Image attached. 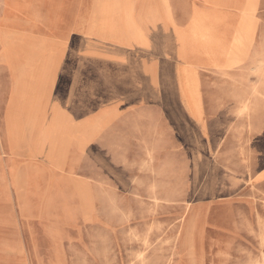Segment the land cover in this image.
<instances>
[{
  "label": "rangeland",
  "instance_id": "rangeland-1",
  "mask_svg": "<svg viewBox=\"0 0 264 264\" xmlns=\"http://www.w3.org/2000/svg\"><path fill=\"white\" fill-rule=\"evenodd\" d=\"M20 1L0 0V130L9 89L6 48L23 41L32 47L36 36L23 34V19L50 16L41 0H23V14L9 7ZM156 6L159 51L145 53L139 66L131 53L124 66L97 59L76 68L72 37L56 93L74 118L86 107L95 110V156L75 158L70 175L44 177L57 195L51 205L29 186L31 205L22 215L9 181L28 145L19 143L12 155L1 145L0 264H264V0ZM253 8L255 38L237 64L226 67L220 52L223 67L188 65L222 44L226 56ZM193 27H200L195 41ZM43 47L38 41L28 57L15 48L13 88ZM181 78L193 90L189 105ZM110 106L119 109L109 114Z\"/></svg>",
  "mask_w": 264,
  "mask_h": 264
},
{
  "label": "bare ground",
  "instance_id": "bare-ground-1",
  "mask_svg": "<svg viewBox=\"0 0 264 264\" xmlns=\"http://www.w3.org/2000/svg\"><path fill=\"white\" fill-rule=\"evenodd\" d=\"M41 3H44L45 7L48 6L47 9L50 11L48 13L52 17L60 9L57 0H41ZM9 7L14 8L16 13L23 14V9H25L24 1L21 0L13 6L9 5ZM92 12L96 16L97 21H95V24L99 28H96L98 43L108 42L111 45L108 49L103 45L97 44L94 52L90 42L86 39L84 46V54L86 55H95L102 59L123 62V39L126 37L124 43L137 49L142 46L141 39L144 34L152 30L153 21L148 20L150 10L146 2L141 3V1L135 0H95ZM199 33L200 27H193L191 30V41H195ZM123 36L125 37L123 38ZM253 36L250 24H247L242 31L234 33L231 46L241 48L250 43ZM27 42L23 41L15 47L16 49L25 50V52L27 50L26 57L31 55L30 49L38 44V42L34 41L32 47H29ZM43 43L42 54L33 70L21 78L14 88L11 80L12 98L8 103L3 127L0 130V149L2 145L4 154L12 155V151L19 143H26L28 145V156L26 157L28 161L40 162L45 167L60 169L67 155H75L77 151L82 152L83 139H77L71 134L73 121L66 114L56 110H53L51 115L48 116L43 113L42 94H44L43 91L51 83L55 70L54 66L60 59V55L51 44ZM143 46L145 45L143 44ZM15 48H6L5 51V57L8 62L6 67L9 71L10 79V71L16 66L15 62L17 61L14 53ZM26 57L21 58V60L26 59ZM227 58L232 62L235 60L236 55L229 53ZM33 80L35 85L31 84ZM179 90L183 102L189 105V100L192 98L191 92L193 91L191 84L181 78ZM52 107L54 108V106ZM26 172L18 173L15 165L9 181L10 189L17 197L22 215L28 214L27 208L31 205L29 186L33 187L34 195L44 205H51L57 198V195L52 197L49 194V185H46L36 174L29 170Z\"/></svg>",
  "mask_w": 264,
  "mask_h": 264
},
{
  "label": "crops",
  "instance_id": "crops-1",
  "mask_svg": "<svg viewBox=\"0 0 264 264\" xmlns=\"http://www.w3.org/2000/svg\"><path fill=\"white\" fill-rule=\"evenodd\" d=\"M135 1H141V3L146 2L148 4V9L150 10V15L148 16V20H152V30L150 32H147L144 34L143 38L141 39L142 46H140L137 49H134L130 46H128L125 41V36H123V57L127 54L135 53L137 56V66H139L140 60L144 58L145 53H151L152 57H154L157 53V50L159 51V38H160V31L163 28V23H161L160 19V12L158 10V7L156 6L158 0H135ZM60 9L56 15L53 17L46 16V13L43 15V18L40 19L38 22H34L31 19H23L25 21V24L27 25L23 30V34L27 36H36L34 39L35 42H45V44H51L54 50L60 55L59 61H57V64L54 66L55 70L53 72V76L51 78V83H49V86L43 91L44 94H42V108L44 110V115L48 116L51 115L53 110L59 111L60 113H64L67 116H69L73 121V128L71 131V134L75 136L77 139L82 138L83 139V148L82 152H76L75 155L69 154L67 155V158L62 162L60 169H53L51 167H45L43 164H40V162H30L26 158H18L16 161L17 171L27 173L26 171H30L33 174H36V176L44 181L45 176H49L50 178L56 174H72L70 171L73 170L72 164L75 163V158H85L95 156V143H96V134H97V125H96V113L95 110L90 111L89 107L84 108L87 112H82V116L78 118H74L72 115V112L69 110V108L65 105V102L61 100L56 93V86H57V80L59 78V75L61 73V70L63 68L64 64V58L68 51L70 41L72 37H77V44L75 47V56H76V68L79 67V65H84L85 63H89L91 61L95 60H101V61H109L114 63H122V62H116L113 60H106L102 59L97 56H90L84 54V46H85V40L87 39L88 42H90V45L95 52V47L97 44L103 45L105 48L110 47L111 43L104 42V43H98L97 38V24H95V21H97L95 14L92 12L93 8L95 6V0H60ZM255 9L251 10L250 15L247 18V21L243 24L241 29H239L236 32H240L244 29L245 25L251 24L254 28V37L250 43H247V45L241 47V48H234L231 46L232 41V35L231 41L229 43V51L227 50V55L225 56L223 52L222 45H219L214 50H204L201 54V56L204 59V62L200 64H188L192 65L194 67H198L200 69H206L207 67H223L224 62L222 65L217 61L218 53L221 52L220 55L225 57V62L227 65L226 67L233 66L237 64V57L239 55V52H241L245 47L249 46L255 38V25L253 21ZM99 19V18H98ZM167 28H168V34H171L173 31V25L171 22L170 15L167 17ZM53 22V23H52ZM99 23V22H98ZM30 26V28H29ZM162 27V28H161ZM99 29V28H98ZM235 32V33H236ZM87 37V38H86ZM100 39V38H99ZM143 44L145 46H143ZM179 53H184L185 50H182L181 48H177ZM229 53H234L236 55V58L234 61L230 62L227 58ZM125 56V57H126ZM128 62V61H126ZM123 61V66L126 65ZM205 67V68H204ZM78 82L79 77L73 76V79L71 78L72 87L70 89V93H74L75 90H78ZM32 85H35V81H31ZM87 84H90V79L88 78ZM12 95V87H11V79L9 75V89H8V96H7V102L6 107L4 109V114L7 110L8 103L11 100ZM54 106V108L52 106ZM119 108L116 106H110L108 108L109 114H112L116 112ZM14 113V112H13ZM100 130V129H99ZM38 172V173H35ZM45 183V182H44ZM46 185H50V183H45ZM51 187L48 186V190ZM49 194L51 192L49 191Z\"/></svg>",
  "mask_w": 264,
  "mask_h": 264
}]
</instances>
